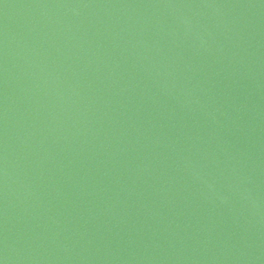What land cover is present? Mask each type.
<instances>
[{"label": "water", "instance_id": "1", "mask_svg": "<svg viewBox=\"0 0 264 264\" xmlns=\"http://www.w3.org/2000/svg\"><path fill=\"white\" fill-rule=\"evenodd\" d=\"M0 264H264V0H0Z\"/></svg>", "mask_w": 264, "mask_h": 264}]
</instances>
